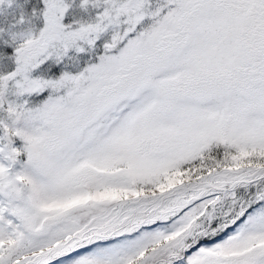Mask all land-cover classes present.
Returning <instances> with one entry per match:
<instances>
[{"label":"snow or ice","instance_id":"snow-or-ice-1","mask_svg":"<svg viewBox=\"0 0 264 264\" xmlns=\"http://www.w3.org/2000/svg\"><path fill=\"white\" fill-rule=\"evenodd\" d=\"M0 264H264V0H0Z\"/></svg>","mask_w":264,"mask_h":264}]
</instances>
